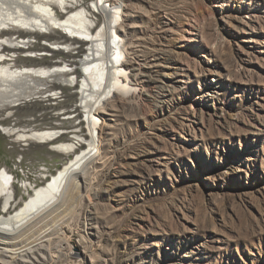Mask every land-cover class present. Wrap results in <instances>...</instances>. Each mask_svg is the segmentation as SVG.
<instances>
[{"label": "rangeland", "instance_id": "1", "mask_svg": "<svg viewBox=\"0 0 264 264\" xmlns=\"http://www.w3.org/2000/svg\"><path fill=\"white\" fill-rule=\"evenodd\" d=\"M125 1L142 95L124 71L81 172L92 233L76 212L38 264H264V0Z\"/></svg>", "mask_w": 264, "mask_h": 264}, {"label": "bare ground", "instance_id": "2", "mask_svg": "<svg viewBox=\"0 0 264 264\" xmlns=\"http://www.w3.org/2000/svg\"><path fill=\"white\" fill-rule=\"evenodd\" d=\"M127 7L125 0H0V264L46 262L76 212L92 233L81 172L100 158L105 120L95 117L130 100L124 71H137L140 90L131 98L143 91L140 64L126 58Z\"/></svg>", "mask_w": 264, "mask_h": 264}]
</instances>
